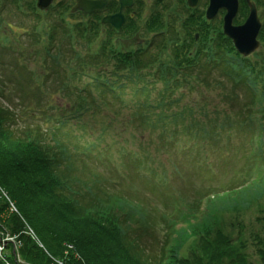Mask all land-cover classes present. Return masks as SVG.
Masks as SVG:
<instances>
[{"label": "trees", "instance_id": "16d2710c", "mask_svg": "<svg viewBox=\"0 0 264 264\" xmlns=\"http://www.w3.org/2000/svg\"><path fill=\"white\" fill-rule=\"evenodd\" d=\"M14 1L17 8H20L21 1ZM27 8L32 11L28 6ZM62 19L64 18L61 16L55 19L56 27L53 26L52 33L48 34L46 50L58 46V53L53 57L51 68L44 64L48 71L47 76L50 77L46 87L37 91L40 101H49L47 106L50 111L58 104L62 95L71 101L77 97L80 102H85V96L69 94L67 89L72 86L74 90L82 93L79 85L80 67L84 70L97 67L102 70L93 78L92 85L97 91H101L102 107L109 106L111 101H122L129 95L131 98L139 97L136 115L140 118V127L145 128L150 125L145 120L150 104L140 98L147 90L141 88L139 83L154 82L150 81V78L154 76L152 69L155 66L158 67L157 77L167 85L175 79L176 84L181 85L183 82L179 80V76L188 82V79L194 76L192 72L197 69L210 80L213 71L217 70L216 73L228 83L244 87L245 98L250 97L252 104H258L262 108L261 111H264V48L253 59H243L235 52L232 42L225 38L220 27L199 26L201 38L196 43L191 34L194 25L187 19L184 29L188 39L185 44L174 48L172 60H169L163 56L165 52L162 48L156 55L150 54L147 48H139L132 54L115 51L110 41H102V28L97 22V17L73 28L66 26ZM154 19L153 25L147 28L148 32L164 27L160 17L156 16ZM133 28L128 27L129 30ZM58 30L61 31L60 38L57 36ZM260 38L264 44V28ZM68 42L71 49L67 51V60L62 59V56ZM82 42L85 47L80 46ZM165 48L163 46V49ZM194 49L196 52L192 53ZM80 51L83 54H80ZM104 65L107 69H103ZM70 79L75 81L73 85L68 84ZM201 81L205 82L204 79ZM108 95L113 98L103 100ZM92 100L93 95L88 98L89 102ZM224 100L228 104L231 103L228 95H224ZM211 105L213 104L204 103L203 108ZM41 106L45 107L44 104ZM194 122V128H186L184 135L187 140L178 144L179 146L187 143L186 152H183L185 157L193 154L196 149L203 153L210 149L219 155L223 150L233 149L232 145L226 146L228 143L225 146L218 143L214 148L208 145V142L204 145L199 142V146L191 145L192 140H211V134L206 131L210 128L207 124L214 125L210 119L205 120V124ZM227 122L233 125L232 128L225 129L223 124H216L215 129H212L216 141L219 142L218 137L223 133L229 140L234 130L240 128L248 136H254L253 118L245 119L237 125V129L236 121ZM15 123L11 112L0 107V185L9 193L24 218L22 221L20 217L10 215L5 220L4 228L17 236L20 243L18 253L26 264H264V249L260 247L264 245V230L254 236L253 245L259 247L254 257L250 254L251 243L246 237V227L241 223L228 224L226 218L218 216L220 209H223L222 213L233 212L235 208V211L255 209L258 211L255 220L263 229L264 217L261 215L258 201L264 194V182L256 186L243 185L241 192L237 194L236 190L212 192L214 199L208 200V210L203 221L188 229L186 233L182 232L179 238L169 245L165 243V239L172 235L171 223L163 213L159 218L162 226L168 222L169 227L167 226L166 230L169 235L160 246L158 258H149L148 252L143 250L142 236L135 235L130 228L140 219L142 225L147 226V221L142 220L147 216L144 211L145 204L140 207L116 204L119 200L117 195L109 194L100 183H85L80 186L76 170L69 164H64V160L56 161L51 156L53 144L39 136L22 135L20 130L15 128ZM261 130L263 145L264 126ZM246 145L250 146L248 140ZM252 175L248 174L247 183ZM6 212V203L0 201V219ZM27 227L37 234L44 248L29 236ZM229 227H232V230ZM185 234L188 240L177 245ZM186 251L187 255L183 256ZM0 264L4 262L0 260Z\"/></svg>", "mask_w": 264, "mask_h": 264}, {"label": "rangeland", "instance_id": "374dc122", "mask_svg": "<svg viewBox=\"0 0 264 264\" xmlns=\"http://www.w3.org/2000/svg\"><path fill=\"white\" fill-rule=\"evenodd\" d=\"M18 13L17 8L10 2L8 7L5 5L4 11L0 13L3 21H7V24L5 23L4 25L8 27V24H16L21 28H17L20 30V33L21 30L25 31L24 29H31V26L35 22L34 18L26 17L21 19L18 17ZM80 17L83 18L82 16ZM50 19L53 20L54 17ZM85 20L88 19L83 18V21ZM1 24L2 22L0 25ZM11 25L9 26L10 28ZM9 33L10 34L2 36L4 45L7 46L5 48L0 46V106L13 110L12 117L16 122L15 128L26 132L41 130L43 134L40 133V135L44 136L45 140L51 144L54 143L52 139H58L60 136L59 139L61 140L62 145L69 146L70 148L69 155H71L72 160L69 165L76 170L75 174L78 176V183H80V186H84L85 183H88V185L101 183V186L105 188L109 194L117 195V198H119L117 202L119 203L116 202V204L121 203L120 205H129V207H140L145 204L144 211L147 216L143 217L142 220L147 221V226L145 227V225H142L143 223L140 219L133 227L130 226V228L135 232V235L142 236L143 250L148 252L149 258H158L157 256L160 255V246L165 237L169 235V232L166 230L167 226L169 227L168 222H165L167 225L164 224V227L161 224V218H159L163 213L166 214V217L177 218L178 220L176 222L181 220L182 224L189 223L191 218H193V213L191 212L195 211L198 215L196 217L203 219L207 213L205 208L208 210L206 202L210 198L214 199V197L211 196L212 192H233V190H236L237 194L241 192V187L243 185H247L245 181L254 165V161L250 158V149L247 148L246 145L248 140L246 136L248 134L241 128L234 131L229 140L223 135L225 133H223L221 137H218L219 142L216 141L214 137H212L211 140L210 138L208 139V145L212 148L216 147L218 143H221L224 146L227 143L228 145L226 146L232 145L233 149L223 150L220 152L221 155H219V153L215 154L213 150L206 149V153H203L201 150H195L193 154L185 157L183 152L178 153L179 146L159 148L161 144L158 142L157 147H145L146 140L141 141L140 136L138 135L136 141H130L131 145L129 148L120 147L118 151L120 154L127 155L129 158L135 156L139 151L135 144L142 148V150L146 151L138 154V158L141 159L139 165H135L131 160H127L129 167L134 168L130 171L119 164L120 158L118 157V152L114 149L112 152L109 151V154L106 153L108 161L110 162L108 163V167H106V156L102 154V149H108L112 145L111 141H115L116 138L113 136L114 134L112 132H108V136L104 138V128L102 127V124L93 129L90 119L84 121L80 120V117L77 116L76 121L71 123L70 126L63 127L59 129L58 132L54 131L51 135L46 136L47 128L50 130L54 129L57 121V112H51L48 109L47 104L49 101H40V103L37 104L32 98L30 99L31 104L37 106L44 104L47 106V110L43 113H24L23 109L25 100L23 97L25 96L21 92V89H29L25 86L26 83L19 79L18 74L14 70V64H17L18 61L14 51H18L20 46H24L27 39H24L23 35L25 34L21 35L15 29H12ZM14 37L19 40H11ZM33 39L34 37L27 42L28 52L24 53L26 54L24 60L31 64L37 60V58H34L40 56L42 49L45 48L44 44L31 43ZM55 54L56 52L54 55ZM19 63L20 62L18 61V64ZM35 65L37 67H34V69L38 71L40 65L37 62H35ZM197 78L198 82L192 81L190 85H184L181 89L182 92L190 93L192 95L191 99H194L195 102L209 103L217 106L219 113L214 114L212 112V107L202 109L201 106L196 105L194 108L186 110V117L197 121L201 119L207 120L209 119V116L221 119L223 116L222 112L225 110L222 101H224V104L226 105V101L223 97L224 91L227 90L232 96V101L229 104L232 105L230 111L233 112L235 118H243L240 106L241 102L247 100L243 99L241 101V98H245L243 91L240 90L234 92L226 79L221 77L218 73H214L210 80L204 78L201 73H199V77ZM202 79H204L205 82L201 81ZM206 84L209 87H207ZM161 87L162 86L160 85V88ZM173 96L178 102L172 105L171 108H169L171 105H168L166 110L169 113L182 111L187 108V105L191 104L190 99L182 97L181 93H175ZM129 102L131 103V100H129ZM76 111H78L77 108L72 112ZM123 118H125V116H123ZM169 129L174 132L177 128L169 127ZM69 130L70 135L73 138L71 142L70 139L66 138L64 135V133ZM160 132L161 131L158 129L153 130L151 128L141 131L146 139L159 136ZM82 135H86L88 139L81 141L77 138V136ZM94 150L96 152H94ZM80 156L93 159L98 163L93 162L90 165V168H86L87 163L81 160ZM124 163L127 165L126 162ZM103 170H105V173L102 172ZM143 172L144 174H142ZM145 175L147 178L142 180L141 177H144ZM102 182L104 185H102ZM203 199L207 200L203 201L206 206L202 204L203 202L201 203ZM260 199L258 205L261 215L264 217V194L260 196ZM235 209L230 213H222L223 209H220L218 216L221 215L226 218L228 224L241 223L246 227V237L251 243L250 254L256 257V252L258 253L259 247L253 245L254 236L264 230V228L262 229L260 224L255 220L258 216V211L255 209L235 211ZM173 228L176 231L178 230L175 227V224L173 225ZM128 229L129 227L127 230ZM229 229L232 230V227H229ZM186 232L187 230L185 233ZM173 235L174 233L172 232V238H166L165 243H173ZM186 240H188V237L185 234L183 240L177 245L184 243ZM260 247L264 249V245H261ZM186 255L187 251L183 256Z\"/></svg>", "mask_w": 264, "mask_h": 264}, {"label": "water", "instance_id": "95a60500", "mask_svg": "<svg viewBox=\"0 0 264 264\" xmlns=\"http://www.w3.org/2000/svg\"><path fill=\"white\" fill-rule=\"evenodd\" d=\"M195 1V0H191ZM49 3L46 0H41L40 5L46 7ZM79 7L84 12L90 14L95 10H102V3L100 1H85L81 0ZM226 8L228 15L226 17V25L224 27L225 33L232 38L238 51L244 56L248 57L252 55L259 44L256 42L258 33L260 30V23L257 18L256 10L252 9L248 22L241 28H233L231 26L232 21L237 13V1L236 0H212L211 8L209 10V17L216 13L219 9Z\"/></svg>", "mask_w": 264, "mask_h": 264}, {"label": "flooded vegetation", "instance_id": "af4514ba", "mask_svg": "<svg viewBox=\"0 0 264 264\" xmlns=\"http://www.w3.org/2000/svg\"><path fill=\"white\" fill-rule=\"evenodd\" d=\"M105 4V7L102 9V19L105 17H112L120 13L124 15V25L127 22H133L141 16L143 10L150 12L158 8H167L171 10H177L184 7L180 2L187 4V0H102ZM171 1V2H169ZM246 8L250 11V6L246 0ZM241 3V0H239ZM254 2L259 11V16L261 12V21H264V0H251ZM210 4V0H199L196 10L199 12V15L206 17V11ZM103 5V4H102ZM225 15V11L221 10L214 18V23H222ZM123 25V26H124Z\"/></svg>", "mask_w": 264, "mask_h": 264}, {"label": "bare ground", "instance_id": "6f19581e", "mask_svg": "<svg viewBox=\"0 0 264 264\" xmlns=\"http://www.w3.org/2000/svg\"><path fill=\"white\" fill-rule=\"evenodd\" d=\"M15 210L20 214V211H19L18 207H16Z\"/></svg>", "mask_w": 264, "mask_h": 264}]
</instances>
